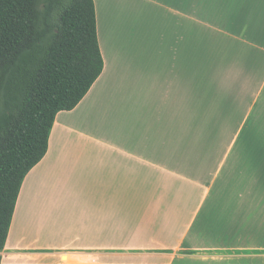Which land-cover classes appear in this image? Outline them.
Wrapping results in <instances>:
<instances>
[{"label": "crops", "instance_id": "0c3cea01", "mask_svg": "<svg viewBox=\"0 0 264 264\" xmlns=\"http://www.w3.org/2000/svg\"><path fill=\"white\" fill-rule=\"evenodd\" d=\"M93 2L104 69L0 264H264V0Z\"/></svg>", "mask_w": 264, "mask_h": 264}, {"label": "trees", "instance_id": "16d2710c", "mask_svg": "<svg viewBox=\"0 0 264 264\" xmlns=\"http://www.w3.org/2000/svg\"><path fill=\"white\" fill-rule=\"evenodd\" d=\"M103 69L93 0H0V263L56 115L73 110Z\"/></svg>", "mask_w": 264, "mask_h": 264}]
</instances>
